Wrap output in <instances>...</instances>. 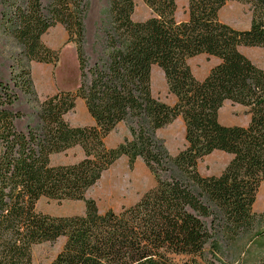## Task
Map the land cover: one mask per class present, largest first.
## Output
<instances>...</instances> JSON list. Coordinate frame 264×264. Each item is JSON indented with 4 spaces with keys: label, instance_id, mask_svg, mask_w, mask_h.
<instances>
[{
    "label": "trees",
    "instance_id": "obj_1",
    "mask_svg": "<svg viewBox=\"0 0 264 264\" xmlns=\"http://www.w3.org/2000/svg\"><path fill=\"white\" fill-rule=\"evenodd\" d=\"M152 16L136 21V0H109L103 53L85 80V19L89 0H6L3 23L23 47L12 81L31 95L39 125L19 131L21 117L6 106L18 99L0 82V264H33L32 248L65 237L51 264H173L170 254L203 255L210 242L222 250L203 218L216 232L234 239L254 229L264 253V212L253 209L264 180V68L241 50L264 47V0L250 3L252 19L240 29L220 19L232 0H188V19L177 20V0H143ZM57 23L76 44L81 72L77 90H60L40 99L28 62L56 63L59 53L42 35ZM218 58L203 79L188 60L199 54ZM160 66L176 102L152 93V69ZM82 98L94 120L72 125L66 115ZM227 101L250 115L248 125H226L220 110ZM181 116L186 147L169 153L156 131ZM135 120L132 138L109 147L106 137L125 120ZM80 145L84 157L54 165L51 155ZM216 150L233 158L216 176H204L199 161ZM142 157L157 185L120 211H101L87 191L119 157ZM169 173L170 178L163 176ZM42 197L83 200V214L53 216L37 211ZM259 264H264L262 260Z\"/></svg>",
    "mask_w": 264,
    "mask_h": 264
},
{
    "label": "rangeland",
    "instance_id": "obj_2",
    "mask_svg": "<svg viewBox=\"0 0 264 264\" xmlns=\"http://www.w3.org/2000/svg\"><path fill=\"white\" fill-rule=\"evenodd\" d=\"M5 1L0 0V82L7 83L18 96L14 105L6 107L11 111L21 113V117L15 119V125L19 131L26 132L29 125L37 127L39 119L37 110L31 102V95L23 91L20 86H16L12 81V71L18 69L19 61L23 57V47L5 30L3 23ZM43 4L47 7L49 0H43ZM177 4V20H187L188 0H177ZM108 8L109 0H89V9L85 19V53L88 65L85 70V80L87 82L91 79V68L103 53ZM152 15L151 8L143 0H136L134 20L142 21ZM219 16L222 21L236 28L245 29L251 24L252 6L244 1L232 0L220 10ZM42 40L47 46L58 51L59 59L56 63L38 62L36 60L28 62L26 68L30 72L29 77L33 80V87L39 98L44 99L47 95L60 90H77L81 83V72L76 44L67 41L68 33L64 25L57 23L49 28L42 35ZM245 50L251 57H249L250 59L264 68V47H249ZM218 62L219 60L216 57L205 53L188 60L193 73L198 79L206 77L211 68ZM152 93L155 97L169 104L176 102V96L169 91L164 70L158 65H154L152 69ZM246 116L243 106L227 101L221 108L220 121L226 125L244 124L246 126L250 122ZM66 118L72 125L94 124V120L82 98L77 99L75 109L68 113ZM132 127L137 128L135 120L121 121L106 137V144L109 147H117L126 139H131ZM185 133L184 120L179 116L163 128L158 129L156 137L164 142L170 154L176 155L186 147ZM1 149L2 145L0 143V152ZM83 157L84 151L80 145H77L66 151L53 153L51 163L54 165L72 164L80 161ZM232 158V154L216 150L199 161L198 170L204 176H218L224 171ZM119 172L122 173L123 177L117 176L120 174ZM127 176H129V179ZM163 177L170 178V174L166 173ZM156 185V175L150 170L142 157H137L132 163L129 156L122 155L103 172L100 180L87 191L86 197L93 198L101 211L108 209L120 211L124 207L138 202L145 192L155 188ZM36 209L39 212L53 216L76 215L85 212L86 203L83 200H57L42 197L37 201ZM253 209L257 213L264 212V180L257 189ZM203 219L213 235L212 240L219 239L221 242L222 250L215 248L209 242L201 256L170 254L173 264H259L264 260V253L258 251L256 243L252 242L253 237L256 236L254 229H247L234 239H225L221 232H216V226L211 216ZM65 240V237H60L54 242L34 245L32 248L33 264H51L62 249Z\"/></svg>",
    "mask_w": 264,
    "mask_h": 264
},
{
    "label": "crops",
    "instance_id": "obj_3",
    "mask_svg": "<svg viewBox=\"0 0 264 264\" xmlns=\"http://www.w3.org/2000/svg\"><path fill=\"white\" fill-rule=\"evenodd\" d=\"M247 48H249V47H241V50H242V52L244 53V54H246L248 57H250L247 53H246V50L245 49H247ZM251 58V57H250ZM218 59V58H217ZM240 105V104H239ZM246 109V108H245ZM220 113H221V110H220ZM219 117H220V114H219ZM246 118H247V120L249 121L250 120V115L249 114H247V116H246ZM89 124H91V123H89ZM227 125H244V124H227Z\"/></svg>",
    "mask_w": 264,
    "mask_h": 264
},
{
    "label": "bare ground",
    "instance_id": "obj_4",
    "mask_svg": "<svg viewBox=\"0 0 264 264\" xmlns=\"http://www.w3.org/2000/svg\"><path fill=\"white\" fill-rule=\"evenodd\" d=\"M123 171H125V170H123ZM120 173V172H119ZM118 177H123V175H122V173H120L119 175H117ZM127 178L129 179V176H127ZM123 180V179H122ZM127 184V183H126ZM114 186V185H113ZM124 187V186H123ZM127 187V186H126ZM113 189V188H112ZM111 192H112V190H111ZM114 194V193H113Z\"/></svg>",
    "mask_w": 264,
    "mask_h": 264
}]
</instances>
